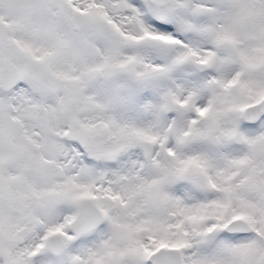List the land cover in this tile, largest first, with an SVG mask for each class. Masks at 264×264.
Wrapping results in <instances>:
<instances>
[{
  "label": "snow or ice",
  "instance_id": "snow-or-ice-1",
  "mask_svg": "<svg viewBox=\"0 0 264 264\" xmlns=\"http://www.w3.org/2000/svg\"><path fill=\"white\" fill-rule=\"evenodd\" d=\"M0 264H264V0H0Z\"/></svg>",
  "mask_w": 264,
  "mask_h": 264
}]
</instances>
